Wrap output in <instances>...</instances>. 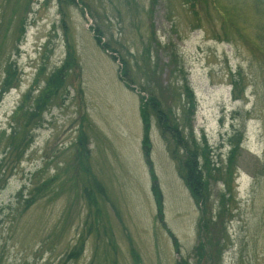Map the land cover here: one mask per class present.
<instances>
[{
	"label": "rangeland",
	"instance_id": "rangeland-1",
	"mask_svg": "<svg viewBox=\"0 0 264 264\" xmlns=\"http://www.w3.org/2000/svg\"><path fill=\"white\" fill-rule=\"evenodd\" d=\"M196 2L199 20L189 0H0V89L9 64L17 82L0 102V133L29 90L33 101L46 88L49 96L42 126L0 192V264H207L199 206L153 117L158 213L142 153L140 99L120 82L121 61L130 75L142 69L140 86L155 89L163 111L182 120V137L203 167L208 148L216 170L212 260L264 264V19L251 0ZM99 29L101 46L112 52L98 45ZM68 56L74 67L63 84L59 76L48 87ZM45 184L41 201L24 210L23 187L28 197Z\"/></svg>",
	"mask_w": 264,
	"mask_h": 264
},
{
	"label": "trees",
	"instance_id": "trees-1",
	"mask_svg": "<svg viewBox=\"0 0 264 264\" xmlns=\"http://www.w3.org/2000/svg\"><path fill=\"white\" fill-rule=\"evenodd\" d=\"M59 3H62V0H58ZM68 2H73V0H66ZM190 1V8L192 14L199 20L200 16L199 13L196 11V8L200 5L197 4V0H189ZM207 1V3H211L214 5L216 0H202ZM228 3L235 6L238 1L242 0H225ZM64 2V1H63ZM252 7L254 11L258 14V17L264 19V0H251ZM83 8L86 10L88 6L82 2ZM96 40L98 45H102V31L96 30ZM106 51H113L110 49L109 45H104L102 47ZM151 61V59H149ZM123 66V71L121 74V81L128 87L131 88L133 86H137L139 91L142 94L148 96V100L145 98H141V107H140V115L143 123L144 128V138L142 142V151L145 158V162L149 167L151 176H152V194L156 203V207L158 213L163 212V198L162 192L160 190L159 184L157 182V178L154 175V169L151 162V152H152V145L150 142V130H151V119L154 117L157 122V127L160 131V134L167 143V150L170 154V157L173 162L177 165V170L180 178L184 181L185 185L187 186L189 192L192 195V198L197 203L198 206L201 208V220L199 223V234L201 236V242L199 243V250L201 252V258L203 259L207 255V264H215L212 260L211 254V230L210 227L214 224V218L210 215V212L213 213L214 209H211L209 205L210 200L212 199L210 187L211 183L213 182V173L216 172L215 169L210 168L211 160L209 153L207 152L208 148L205 149V162L206 166L203 167L199 164L198 161V151L193 149L191 146L186 143L185 138L182 137L183 129H186L182 124V120H176V116H173V111L164 112L162 109V105L158 100V96L155 89L151 87H142L140 86V79L143 81L144 76L141 70L139 69V73L141 75L135 76L134 74L130 75L129 73V63L126 61H121ZM72 57L68 56L65 63L63 64L62 69H59L49 80L48 87L50 86L51 82H55V79H58L59 76H62V84H63V77L65 73L71 69L73 66ZM13 64H9L6 70V78L2 84L0 89V102H2L5 95H7L12 89L15 88L17 82H15V73L13 70ZM74 67V66H73ZM47 82V83H48ZM62 86V85H61ZM60 86V87H61ZM60 87H54V90L59 89ZM33 90H29L27 95L23 98V102L21 106L16 110V112L11 117V123L9 128L2 133H0V147L3 146L2 151L0 152V192L4 191L8 186L10 180L14 176L17 169L20 167L22 162L24 161L26 154L28 153L31 144L34 140V132L42 126V114L43 109H45L46 103L49 100L48 96V89L46 88L45 93L43 92L42 95L36 101H33ZM183 92L185 93L186 97L189 98L190 110L193 112L195 110V99L193 91L190 90L188 83H186L185 87H183ZM20 115V117H19ZM175 118V119H174ZM39 124V125H38ZM33 126H35L33 128ZM38 126V127H37ZM191 127V126H189ZM181 130V132H180ZM239 134V133H238ZM193 139L194 133L193 130L191 134ZM196 140V139H195ZM81 145V144H80ZM193 145V144H192ZM231 146V144L229 143ZM240 144L233 149L232 156L235 157L237 154V148H240ZM87 151V150H86ZM88 152V151H87ZM220 173L223 174L224 172L220 170ZM231 175V171L229 172ZM225 174V173H224ZM225 176H227L225 174ZM28 187H25L23 192H20L17 196L23 202H25L24 210H29L34 207L38 202L41 201L42 194L47 191L48 184L35 187L29 193L28 197H25V191H27ZM22 202V203H23ZM217 221V220H216ZM225 240V235L221 238L216 239L217 244L215 245L217 250H220L221 244ZM175 244H177L175 242ZM83 244L80 246V250H82ZM208 251V252H207ZM218 252V251H217ZM220 257H222V253H219ZM79 254H73L70 258L76 259ZM219 260L218 262H220Z\"/></svg>",
	"mask_w": 264,
	"mask_h": 264
}]
</instances>
